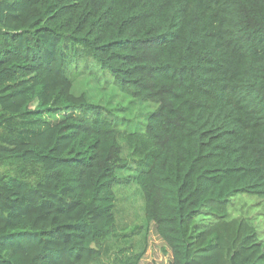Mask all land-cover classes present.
Masks as SVG:
<instances>
[{
  "label": "trees",
  "instance_id": "16d2710c",
  "mask_svg": "<svg viewBox=\"0 0 264 264\" xmlns=\"http://www.w3.org/2000/svg\"><path fill=\"white\" fill-rule=\"evenodd\" d=\"M84 77L158 105L121 129ZM242 194L264 198V0H0V264H96L152 225L170 264H264Z\"/></svg>",
  "mask_w": 264,
  "mask_h": 264
},
{
  "label": "rangeland",
  "instance_id": "374dc122",
  "mask_svg": "<svg viewBox=\"0 0 264 264\" xmlns=\"http://www.w3.org/2000/svg\"><path fill=\"white\" fill-rule=\"evenodd\" d=\"M83 90H88L96 100L100 99L105 105L108 104L110 108L112 107L117 116H119L120 128L128 131L143 129L146 124L147 114L155 110L158 105L154 102L137 103L114 86L104 90L100 89L99 85L86 77L78 80L74 88L76 93H80ZM137 205L138 201L135 203V206ZM123 206L125 209L122 210L121 221L124 227L131 229L134 223L143 219L142 212L140 209L134 211L130 201L124 203ZM228 211L231 217H249L252 224L257 227L260 238L264 241L263 197L246 194L236 196L230 201ZM142 242L145 244L144 240L137 239L134 245L126 243L125 248L115 247L114 250L104 253L103 259L96 264H125L126 260L130 261L127 264H170L172 253L157 234L153 225L150 226L145 251L138 261L137 256Z\"/></svg>",
  "mask_w": 264,
  "mask_h": 264
}]
</instances>
